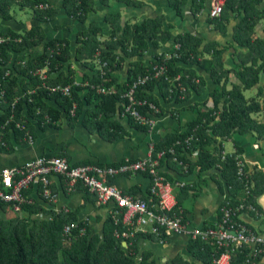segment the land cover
I'll return each instance as SVG.
<instances>
[{"label":"trees","instance_id":"obj_1","mask_svg":"<svg viewBox=\"0 0 264 264\" xmlns=\"http://www.w3.org/2000/svg\"><path fill=\"white\" fill-rule=\"evenodd\" d=\"M120 1L129 6L142 3L140 0ZM188 1L169 0V3L179 15H183ZM207 1L193 0V12L204 10ZM260 1L227 0L221 17L211 18L210 22L215 24L216 29L226 32L229 15L241 10L245 12L244 18L234 27L235 41L246 47V51H238L239 63L235 70L240 82L233 83L231 88H227L231 71L227 69L223 59L226 46L212 42L202 48L203 39L192 33L180 34L174 39L169 51H177L180 57L167 62L168 74L170 77L181 75L180 82L188 87L185 94L188 95L191 89L200 91L205 82L204 77H200L201 81L197 80L199 77L190 65L210 71L213 82L220 86L211 93L214 100L212 108L200 109L196 119L189 122L184 130L169 132L156 143V149L160 150L168 148L178 139L194 136L190 147L176 146L178 157L189 165L190 171L197 168L199 172H203L218 168L223 174L224 186L233 196L230 201L234 205L246 201L258 202L264 193V172H251V193L247 194L245 182L237 175L236 153L227 154L223 158L222 144L216 147L212 144L218 142V138L226 140L234 132H258L263 135L264 123L255 117L264 110L263 85L259 86L261 74L264 73V38L256 35V24L263 18V9L256 7ZM46 2L50 3L48 8L38 7L40 3ZM62 3L67 14L80 21H84L90 11H95V0H63ZM14 6L20 9L28 8L40 22L55 20L59 11L50 0H0V18L3 20L0 21V36L9 37L0 43V147L10 145L12 138L24 140L27 132L33 135L35 122L40 125L46 115L55 122L63 119L71 122L84 114L85 124L89 128L95 125L108 139L114 140L125 135L127 132L116 118L122 108V94L129 83L145 74L156 61H162L165 53H157L149 66L135 61L129 71L127 83L121 85L114 75L123 64V56L118 49H122L126 55L138 56L143 54L150 44L155 47L167 44L172 35L162 27L164 15L122 26L121 14L113 13L108 18L112 24V33L107 40H102L103 30L98 24H93L79 33L75 60L91 68H94L91 60L96 56L99 57L101 65L106 63L103 76L102 70L99 69L92 78L85 74L83 79L89 80L90 84L102 83L117 88V93L103 94L98 93L91 85L85 87L74 84L75 73L71 68L73 55L69 40H46L41 24L22 30H16L6 24V20L13 18ZM176 42L181 43L179 50L174 48ZM205 54H210V57ZM43 68H47L49 77L42 78L35 73ZM7 71L10 72L9 75H6ZM175 83L164 77L154 79L139 87L137 95L154 102L162 115L161 100L154 91L158 90L164 100L183 101L184 99L177 97L178 87ZM57 84H72V95L52 91L51 87ZM255 86H259L256 96L246 97L245 90ZM2 90H5L3 97ZM29 90L35 91L29 94ZM18 96L20 99L13 107ZM74 103L77 104L75 117L70 114ZM14 110L16 117L6 124ZM130 121L136 128L146 129L133 119ZM18 122L24 127H18ZM2 142H5V145ZM195 149L198 150L197 159L192 158ZM166 160L172 161V156L168 154ZM224 186L221 183V188ZM187 189L188 187L182 188L177 196L179 206H182V198L186 196ZM85 190L88 191L87 188ZM128 193L143 197L136 189ZM240 193L242 196H239ZM146 198L150 202L155 200L150 196ZM10 206L9 203L0 201V264H160L153 257L152 251L142 250L140 240L146 237L153 241H165L163 235L138 232L133 238L124 239L115 234L117 229L122 230L124 226L116 224L112 216L106 219L101 232H94L89 222L79 219L77 214L71 211L54 213L40 201L24 206L27 216H8L6 210L11 208ZM50 213H53L52 218L40 215ZM74 221L87 224V233L75 237L78 235V229H74V235L67 239L63 231L64 226ZM124 242L127 245H124ZM187 249L188 257L178 254L165 264H216L214 259L221 250L218 245L200 238L190 239ZM248 255V249L235 252L233 263L250 264L247 261Z\"/></svg>","mask_w":264,"mask_h":264},{"label":"crops","instance_id":"obj_2","mask_svg":"<svg viewBox=\"0 0 264 264\" xmlns=\"http://www.w3.org/2000/svg\"><path fill=\"white\" fill-rule=\"evenodd\" d=\"M59 8L56 19L50 22H40L34 18L31 11H23L22 16H17L13 8V18L6 20L5 23L16 30L27 29L41 24L46 34V40L60 38L67 39L70 42L73 58L71 68L75 73V81L89 82L84 80L85 74L92 78L99 68V57L96 56L91 60L94 68L85 66L75 60L76 48L79 44V33L86 30L93 24H98L103 30L102 40H107L112 33L111 21H108L113 13L121 14V24L141 23L148 18H156L164 15L163 29L171 32V39L167 44L150 47L141 55L129 56L118 49L123 56V64L119 67L114 75L118 83L123 85L127 83L129 71L132 64L137 61L144 66H149L155 60L157 53L169 51L174 39L184 33H192L203 39L202 48L208 43H218L220 46H226L223 59L229 73L227 88H231L233 83L240 82L236 70L238 68L239 57L238 51H246V47L238 44L234 38V27L241 21L245 12H232L229 16V24L226 32L216 29L215 24L211 23L209 15L210 3L207 1L206 7L201 12L195 13L192 9L193 0H189L183 15L172 8L169 0H140L142 3L137 6H129L120 0H108L107 3L102 0H95V11H90L84 21L69 16L63 6V0H50ZM257 8L263 9V18L256 24V35L264 38V0L256 5ZM0 21H3L0 18ZM18 21V22H17ZM210 57V54H205ZM196 71L197 80L200 77L205 78L204 85L200 91L191 89L183 101L164 100L160 92L155 90L161 100L163 108L162 115L154 131L149 132L144 128H136L132 125L129 118L121 116L118 112L116 118L127 133L123 136L110 140L95 125L89 128L84 122V114L76 120L69 122L66 119L60 121H50L52 125L42 123L39 125L35 122L32 129V141L16 140L12 138L10 145L0 147V170L4 167H13L24 164L36 157L47 156H66L72 164L81 165L89 162H99L102 164H116L126 158L138 159L145 157L149 152L151 143L159 142L164 135L176 130H184L186 125L196 119L200 109L212 108L214 100L211 93L220 85L213 82L210 71L200 66L190 65ZM263 85V103H264V73L261 74L259 86ZM259 86L250 88L255 90L254 97L257 94ZM86 87V86H85ZM188 88V87H187ZM249 90V89H247ZM187 91V90H186ZM246 91V90H245ZM246 95V94H245ZM248 97V96H246ZM248 97V98H250ZM262 100V98H261ZM89 107V105H88ZM264 123V110L262 113L255 115ZM105 132V131H104ZM108 134V132H107ZM222 144L226 154L235 152L242 153L248 167L251 171L264 172V132L260 135L258 132H234L226 140L218 138V142L213 143V147ZM227 144L230 150H227ZM198 155H193L197 159ZM161 170L170 180H184L187 182L185 191L186 196L182 198V207L185 215L194 227H206L217 223L220 217V208L227 198H233L229 190L224 186L225 180L223 174L218 168L199 172L196 168L185 174L181 171L179 164L175 161L164 160L161 163ZM52 188L59 195L57 202L58 208L68 207L71 212L77 214L79 219L87 220L94 232H101L104 222L109 217V206L100 207L97 204L96 196L85 190V187H77L74 192L66 190L65 179L60 175L51 177ZM112 183L124 189L127 193L136 189L140 196L148 197L151 186L150 177L145 173H137L132 176H120L112 180ZM221 183L224 187L221 188ZM40 185L35 184L29 190L30 193L48 209L41 197ZM184 192V193H185ZM181 190H177V195ZM239 196H242L240 193ZM256 203L259 212H245L241 214L243 219L251 228L257 232L264 233V193L259 197ZM8 216H16L15 212L8 207L6 210ZM27 216L25 211L19 213ZM190 238L184 234H173L167 241H153L149 238H141L140 245L142 250H150L153 257L160 264H165L174 259L178 254L189 256L187 245ZM124 245H127L124 242ZM261 264H264V255L261 258Z\"/></svg>","mask_w":264,"mask_h":264},{"label":"built area","instance_id":"obj_3","mask_svg":"<svg viewBox=\"0 0 264 264\" xmlns=\"http://www.w3.org/2000/svg\"><path fill=\"white\" fill-rule=\"evenodd\" d=\"M227 0H209L211 18H220ZM50 3H40L39 8L45 9ZM9 37H1L0 43L8 40ZM20 40V39H17ZM174 48L179 50L181 43L176 42ZM162 61H156L145 74L138 76L133 82L129 83L127 89L122 94V108L119 113L121 116L133 119L138 125L146 127L149 132L154 131L159 122L160 108L148 99L139 98L137 95L138 88L148 82L164 77L166 80L176 82L178 87L177 97L184 99L187 86L180 82L181 75L170 77L168 74L167 62L173 58L180 57L175 51H165ZM102 64V76L105 74ZM9 71L6 75H9ZM35 73L42 78H46L47 68L38 69ZM75 85L89 86L98 93L113 94L117 93L115 86H107L105 84H90V82L75 81ZM52 91L60 92L64 95L71 96L73 91L72 84H57L51 87ZM35 90H29V94ZM5 90H2L1 97L4 96ZM20 99L18 96L13 103ZM72 116L77 115V104L74 103L71 108ZM15 110L7 121H13L15 118ZM43 123L47 124L51 118L46 115ZM17 126L23 128L24 125L17 123ZM27 141H32L33 135L27 132L25 134ZM195 137L186 136L178 139L175 143L165 149H156V143H151L149 152L145 157L138 159L126 158L116 164H98L88 163L75 165L63 155L57 156H39L24 164L4 167L0 170V201L9 203L11 209L16 214L24 211L25 205H32L38 201L31 193L30 189L33 185H40V193L43 201L54 213L61 211L70 212V208H58L57 202L59 195L52 188L51 177L53 175L63 176L65 179V187L68 192H74L79 185L87 188L96 196L97 204L100 207L109 206V216L115 218L116 224H122V230L117 229L115 234L117 237L124 239L133 238L138 232L153 233L158 236H164L165 241L177 233L187 235L190 239H202L218 245L221 249L219 255L214 259L216 264H234L233 254L242 249H248V263L261 264V258L264 253V233L257 232L251 228L243 219L241 214L245 212L258 213V206L255 202H241L236 205L232 204L227 198L220 208V218L216 224L206 227H194L190 225L182 206L178 205L177 190L186 187L187 182L184 180H170L161 170V163L168 154L172 156L173 161L177 162L181 171L185 174L190 172L189 165L182 161L178 155L176 146L190 147ZM5 145V142H2ZM237 164V175L246 185V193H251V170L243 157L242 153L235 152ZM192 155H198L195 149ZM223 152V158L226 157ZM137 173H145L150 177L151 186L149 196L154 198L150 202L145 197L131 195L124 189L112 183V180L120 176H132ZM48 218L53 217V213L40 214ZM78 229V235L82 236L87 233V224H81L79 221L67 223L64 226V235L67 239H71L74 235L73 230ZM164 240L160 242H165Z\"/></svg>","mask_w":264,"mask_h":264},{"label":"rangeland","instance_id":"obj_4","mask_svg":"<svg viewBox=\"0 0 264 264\" xmlns=\"http://www.w3.org/2000/svg\"><path fill=\"white\" fill-rule=\"evenodd\" d=\"M15 7H17L18 8V6H14V8ZM17 8H15V12H17L18 13V17L19 16H22L23 15V11H19ZM23 10H26L27 12L28 11H30L28 8H24ZM12 12H13V9H12ZM18 22V21H17ZM99 62V64H100V60L98 61ZM100 66V68L99 69H101L102 70V65L100 64L99 65ZM254 92H255V90H246L245 91V94H246V96H248V97H250V96H253L254 95ZM227 150L229 151L230 150V146H229V144H227Z\"/></svg>","mask_w":264,"mask_h":264}]
</instances>
